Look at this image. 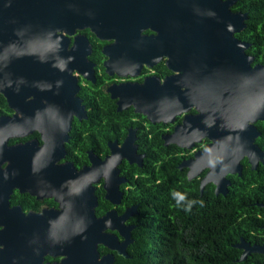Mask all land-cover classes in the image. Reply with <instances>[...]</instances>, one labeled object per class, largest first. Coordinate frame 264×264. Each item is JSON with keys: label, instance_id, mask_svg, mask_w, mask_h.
I'll use <instances>...</instances> for the list:
<instances>
[{"label": "flooded vegetation", "instance_id": "1", "mask_svg": "<svg viewBox=\"0 0 264 264\" xmlns=\"http://www.w3.org/2000/svg\"><path fill=\"white\" fill-rule=\"evenodd\" d=\"M4 1L2 5L7 3ZM13 1L17 5L18 0ZM232 1L233 13H245L238 9L239 0ZM102 2L106 1L34 0L33 4L67 9L68 26H76L74 35L64 31L70 40L67 47L36 57L0 49V69L28 68L35 61L41 70H48L43 88L30 77L22 80L14 92L15 107L1 94L7 107L0 102V119L10 121L3 130L13 134L6 143L15 147V160L0 164V177L11 188L7 206L3 203L5 191L0 190V264H130L139 234L148 238L145 231L153 233L161 226L152 197L163 198L164 193H150L149 187L162 184L171 172L177 188L181 173L194 185L198 183L199 198L205 200L212 199V192L217 198L228 197L232 177L238 176L241 203L249 200L242 203L241 220L250 213L249 219L255 222L250 234L241 236L236 245H243L238 247L242 251L239 261L264 264L261 252L250 251L242 258L246 250L264 246V157L255 165L245 157L241 173L227 176L231 183L226 194H217L213 182L202 190L210 172L206 164L211 140L205 137L191 147L175 142L185 115L200 112L193 106L174 121H163L180 100V91L189 102L202 96L192 84L180 83V33L173 26L174 18L164 17L163 0H108L112 6L126 5V10H121L122 16L115 12L113 20L121 26L112 38L102 40L90 28L77 27L84 6L99 7ZM15 4L8 7L14 9ZM245 29L234 36L249 44L246 53L253 58L252 65H264L251 50L253 43L244 38ZM84 35L91 49H84V41L80 47L76 44V37ZM134 103L140 104L142 112L136 111ZM102 105L109 112H100ZM159 118L162 120L153 121ZM255 125L260 132L256 144L264 153V120ZM160 145L169 151L159 152L149 161L150 150H159ZM171 157L176 162L172 171L171 161L164 159ZM94 167V192L84 194L79 174ZM250 182L254 191L246 193ZM172 205L173 228L178 232L180 205L176 198ZM249 206L252 209H246ZM93 210L89 225L83 220L77 226L67 224L68 214L89 215ZM167 210L171 211L169 206ZM197 211L193 207L190 215L196 216Z\"/></svg>", "mask_w": 264, "mask_h": 264}, {"label": "water", "instance_id": "2", "mask_svg": "<svg viewBox=\"0 0 264 264\" xmlns=\"http://www.w3.org/2000/svg\"><path fill=\"white\" fill-rule=\"evenodd\" d=\"M33 1L25 0L27 3L22 5L18 0L16 5L13 0H7L2 5L5 1L0 0V5L3 6L0 7V49L4 52L28 57L43 56L62 46L67 47L70 40L64 35V31L69 35L76 33V26H68L66 8L54 4L48 6V3L33 4ZM85 1L88 4L87 1L101 0ZM103 1L106 2L100 3L99 7L84 6L81 10L83 16L77 27L90 28L99 38L105 40L112 38L121 26L120 22L113 19L116 11L120 13L121 10H126V5L112 6L108 0ZM163 1L165 8L161 10L166 11L164 17H173V26L180 33V83L183 85L184 82L187 87L192 84V88L199 92L197 95H202L198 100L189 102L185 92L180 91V100L172 105V114L169 118L164 117L163 121L172 122L176 115L187 112L193 106L198 109L200 113L196 116L185 115L181 134L175 142L180 146L191 147L205 137L211 140L210 150L207 149L210 159H207L206 164L210 167V172L202 182V190L207 183L213 182L217 194H226L231 183L227 176L241 173V161L245 157H249L254 165L264 157L256 144L260 132L255 125L256 121L264 120V65H252L253 58L246 53L249 44L234 36V33L248 26L249 15L233 13L230 8L232 0L224 4L221 0ZM9 4H15L16 7H8ZM83 41L84 49H91L85 35L76 37L79 47ZM171 59L176 64L173 56ZM31 65L23 69H0V94L8 99L11 107H15L14 92L22 80L28 81L30 77L40 87L45 86L48 70H41V64L35 61ZM134 106L136 111L142 112L140 104L134 103ZM0 120L1 164L6 160H15V147H9L6 143L13 134L3 130L10 121L6 118ZM161 120L159 118L153 121ZM68 137L67 135L65 139L68 140ZM91 159L94 161L93 157ZM95 168H85L79 174L78 184L84 185V190L81 191L84 194L94 192L92 181L95 180ZM10 169L8 166L6 171L9 172ZM7 186V182L0 177V190L5 191L3 203L6 206L11 189ZM67 217L69 225L77 226L78 220L89 225L94 217V210L89 215L76 212L74 215L68 214ZM238 247L243 245L239 244ZM250 251L264 253V246L246 250L242 258Z\"/></svg>", "mask_w": 264, "mask_h": 264}, {"label": "trees", "instance_id": "3", "mask_svg": "<svg viewBox=\"0 0 264 264\" xmlns=\"http://www.w3.org/2000/svg\"><path fill=\"white\" fill-rule=\"evenodd\" d=\"M237 6L239 10L249 15L248 26L242 34L247 41L253 43L252 52L264 61V0H239ZM0 102L7 107L1 94ZM100 112L109 111L102 105ZM120 119L121 117L117 116L116 122L120 123ZM160 146L162 148L159 147V150L157 147L154 151L150 150L149 161L155 159L159 152L164 155L166 151H169L165 146ZM164 159L171 161L170 171L176 169V162L175 164L172 162L173 157ZM180 176L181 182L178 188L174 182L173 172L163 177L162 184L149 187L150 193H164L163 198L152 197L161 226L153 233L145 231L148 238L143 233V236L139 234L138 241L132 245L134 256L130 264H246L239 261L242 251L236 245L241 236L246 237L250 234V227H253L255 222L249 219L250 213H246V218L241 220L242 203H248L249 200L242 199L241 203L240 178L232 177L233 186L228 197L217 198L212 192V199L205 200V198H199L198 183L194 185L184 173ZM251 185L252 182L246 185V193L254 191ZM174 193L184 197L180 203L178 232L173 228ZM189 203H191V209L193 207L198 209L196 216L190 215L191 210H185ZM167 206L170 207V212ZM246 209L252 208L249 206ZM163 213H165L164 216ZM141 229L144 228L141 227Z\"/></svg>", "mask_w": 264, "mask_h": 264}, {"label": "clouds", "instance_id": "4", "mask_svg": "<svg viewBox=\"0 0 264 264\" xmlns=\"http://www.w3.org/2000/svg\"><path fill=\"white\" fill-rule=\"evenodd\" d=\"M173 195L176 198L177 205H180V203L184 199V197L179 195V194H176V193H174ZM185 210L186 211H190L191 210V203H189L188 207Z\"/></svg>", "mask_w": 264, "mask_h": 264}, {"label": "bare ground", "instance_id": "5", "mask_svg": "<svg viewBox=\"0 0 264 264\" xmlns=\"http://www.w3.org/2000/svg\"><path fill=\"white\" fill-rule=\"evenodd\" d=\"M156 113H157V112H156ZM154 117L156 118V117H158V116L156 115V116H154Z\"/></svg>", "mask_w": 264, "mask_h": 264}]
</instances>
